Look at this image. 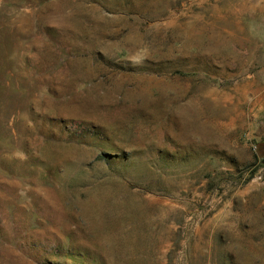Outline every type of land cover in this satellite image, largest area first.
Here are the masks:
<instances>
[{
  "label": "rangeland",
  "instance_id": "374dc122",
  "mask_svg": "<svg viewBox=\"0 0 264 264\" xmlns=\"http://www.w3.org/2000/svg\"><path fill=\"white\" fill-rule=\"evenodd\" d=\"M0 264H264V0H0Z\"/></svg>",
  "mask_w": 264,
  "mask_h": 264
}]
</instances>
